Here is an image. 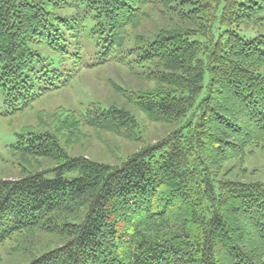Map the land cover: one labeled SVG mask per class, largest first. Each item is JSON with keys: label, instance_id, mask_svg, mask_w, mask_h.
I'll return each mask as SVG.
<instances>
[{"label": "trees", "instance_id": "obj_1", "mask_svg": "<svg viewBox=\"0 0 264 264\" xmlns=\"http://www.w3.org/2000/svg\"><path fill=\"white\" fill-rule=\"evenodd\" d=\"M111 63L132 81L110 101L90 95L17 135L22 177L0 175V246L45 232L57 241L26 264H264V181L225 168L246 174L264 149V0H0L13 112ZM137 111L179 127L119 166L70 154L86 129L138 141Z\"/></svg>", "mask_w": 264, "mask_h": 264}, {"label": "rangeland", "instance_id": "obj_2", "mask_svg": "<svg viewBox=\"0 0 264 264\" xmlns=\"http://www.w3.org/2000/svg\"><path fill=\"white\" fill-rule=\"evenodd\" d=\"M120 56L118 52L113 53V57ZM87 58H91L88 54ZM93 57L90 62L93 61ZM114 62V61H113ZM89 79L88 84L78 82L72 89L65 92L58 91L54 94L45 96L35 102L31 107L21 112H13L8 108L3 88L0 84V175L10 178L22 177L23 167L13 154L12 146L17 140V135L25 128L34 127L36 130L46 128L41 125L39 119L44 118L50 122L58 117L63 110L71 107L72 109L82 110L80 103L88 104L92 97H98L108 102L115 95L113 86L118 83L126 86V79H132L127 71L118 65L107 64L97 65L88 69L85 74ZM106 80L107 83L103 81ZM109 82V83H108ZM114 84V85H113ZM111 86V87H110ZM115 91V90H114ZM139 120V130L141 138L138 141H128L120 136L100 133L95 134L92 130L86 129V136L76 147L69 149L73 156H86L93 161L119 166L128 156L142 149L144 146L157 142L169 133L173 132L179 126H166L162 123L152 122L144 113L137 111ZM39 118H38V117ZM40 168L48 167L53 169L55 165L46 160H40ZM235 167V170L229 176L232 180L240 179L248 182L264 181V149H254L249 153L244 161L243 167L247 170L246 174L241 172V166L233 160L225 164V168ZM56 175L54 171L47 174L48 178ZM78 175L77 172H67L64 177L72 179ZM39 241V242H38ZM57 238L48 235L45 232L38 233L36 236L20 235L6 240L0 246V264H26L32 257L37 255L38 243L48 245L55 243ZM34 244V246H33Z\"/></svg>", "mask_w": 264, "mask_h": 264}]
</instances>
